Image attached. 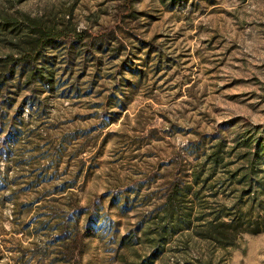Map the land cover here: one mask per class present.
I'll return each mask as SVG.
<instances>
[{
  "label": "rangeland",
  "instance_id": "1",
  "mask_svg": "<svg viewBox=\"0 0 264 264\" xmlns=\"http://www.w3.org/2000/svg\"><path fill=\"white\" fill-rule=\"evenodd\" d=\"M5 13L65 34L38 62L50 81L19 68L0 95V264H139L155 247L152 264H264V230L226 247L172 234L165 214L194 168L214 170L212 207L264 214V0H0Z\"/></svg>",
  "mask_w": 264,
  "mask_h": 264
},
{
  "label": "trees",
  "instance_id": "2",
  "mask_svg": "<svg viewBox=\"0 0 264 264\" xmlns=\"http://www.w3.org/2000/svg\"><path fill=\"white\" fill-rule=\"evenodd\" d=\"M20 19L8 13L0 15V95L4 85L19 68H27L29 76L44 82L50 81L52 71L38 62L45 48L65 34L58 25L43 20H34L28 16ZM26 18V19H25ZM26 20V21H25ZM30 20V21H29ZM20 22L24 23L21 26ZM215 153L207 156L209 166L219 161ZM194 168L191 179L177 182L171 188L165 202V214L169 219L171 233L189 234L220 246H235L241 235L255 234L264 230V214L256 217H244L232 210L212 207L209 203V181L215 176L214 170ZM209 172V173H208ZM251 188V187H250ZM248 188L246 194L252 190ZM177 204V208H174ZM227 209L230 207H226ZM225 210V211H224ZM167 225L164 226L166 230ZM164 244V241L162 242ZM162 252L155 247L139 264H152Z\"/></svg>",
  "mask_w": 264,
  "mask_h": 264
}]
</instances>
